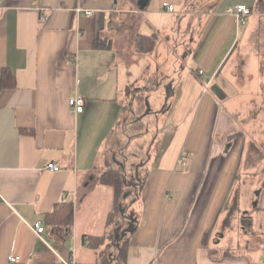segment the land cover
I'll return each mask as SVG.
<instances>
[{
  "label": "crops",
  "instance_id": "crops-1",
  "mask_svg": "<svg viewBox=\"0 0 264 264\" xmlns=\"http://www.w3.org/2000/svg\"><path fill=\"white\" fill-rule=\"evenodd\" d=\"M254 1L242 26L225 13L245 4L252 14ZM234 5L198 17L206 27L190 38L197 50L185 41L173 49L180 66L169 50L195 19L185 0H0V264H121L124 241L125 264L264 262V135H251L248 117L239 122L257 93L248 89L264 100V54L252 82L249 67L237 65L247 57L241 42L250 25L264 19V0ZM151 36L153 47L138 49L137 39ZM169 87L162 106L173 131L150 166L148 152L141 189L125 187L115 215L113 190L100 179L104 149L130 89L145 103ZM75 95L82 112L69 106ZM183 149L185 168L177 164ZM63 206L70 228L47 223ZM125 209L134 219L119 232ZM232 229L236 240H228Z\"/></svg>",
  "mask_w": 264,
  "mask_h": 264
},
{
  "label": "rangeland",
  "instance_id": "rangeland-1",
  "mask_svg": "<svg viewBox=\"0 0 264 264\" xmlns=\"http://www.w3.org/2000/svg\"><path fill=\"white\" fill-rule=\"evenodd\" d=\"M234 2L235 0H185L184 10H186L187 12H191L195 16V19L193 18L191 22H189V29L187 28V26L184 25L181 27L182 32L180 33L178 45H176L175 42L170 43L169 52L170 56L174 57V61L178 60L179 65L182 66L181 61L173 53V49L176 51L180 48L184 49L182 47L184 41L185 44H188L190 46V48L194 47L195 50H197L196 46L191 43L190 38L192 36L197 37L200 30H202L201 33H203L206 27L204 25L205 21L201 22L198 18L199 16L208 12L212 7L216 8L217 5L219 7V10H224L228 5L233 6ZM256 4L257 3H255L254 1L253 12L252 14H250L252 16L256 13ZM261 10H264V5L261 7ZM226 15L229 14L226 13ZM250 15L248 16L251 17ZM247 17L245 20H247ZM242 25L243 24H241V26ZM137 40L138 49H149V39L138 38ZM262 40H264V19L260 17L256 22H254V24L252 23L250 25L247 34L241 42V49L247 53V57L245 55L243 61L237 62V65L239 66L244 64V66L249 67L250 70H246L247 72L245 74L247 75V78L250 82H252L253 80V75L255 72V60L258 57L257 54L259 52L264 54V43L262 44ZM180 41L182 44L180 43ZM191 53H193V51H191ZM190 63L191 66H195V63L191 61ZM262 65L264 68V63ZM237 69L238 74H241L239 68ZM259 74L261 75L262 72L260 71ZM259 74L256 73V77ZM248 90H256L257 93H255V95H250L251 100L253 101L247 103L248 100H246L244 108H249L251 112L247 114L245 113L244 117H239V122L244 123L246 118L248 117L251 121L250 125H252V127L250 128L251 135L257 138L258 135H264V100L262 97H258L257 95L260 89L250 88ZM130 95L132 97V99L130 97V101L132 102L133 100H135L133 101L135 104L133 105V102L126 104L125 116L123 117V119L117 126L115 132L111 135L110 139L107 142V145L103 152V169L104 171L110 168L121 169L125 173L124 178L127 183L126 187L131 189L132 192H135L136 190H138L136 188V185L139 184L144 175V171L139 169L141 163L147 160L149 152V157L152 156L151 160L149 161V166L152 164L153 160L157 158V154L165 148L167 141L169 140V135L173 131V127L170 123L169 114L164 115V111H161L163 108L162 105L165 102V98L167 96L166 89L163 90V97L161 98H156V95H154V93L152 92L150 96L146 99L145 103H143L142 94L138 93L137 91H134V89L129 90V96ZM144 104L146 105V107ZM170 104L171 103L169 102L168 106H170ZM221 106H223L222 108L225 107L224 105ZM148 108L149 111L148 113H146ZM140 115H142L139 120L140 124L135 123ZM165 127H168V129H166ZM257 128L262 129V131L258 132L256 130L254 133L253 130ZM163 130L165 131L162 135L161 133ZM158 133L159 136L157 137L156 135ZM154 141L156 142L153 143ZM259 176L260 174H257V177ZM262 180L263 178L261 176L259 178V181H257L258 187H256L254 191L251 190L252 196L255 197L258 191L262 190ZM250 182H252L250 183V185L255 184L253 183L254 181L251 179ZM131 185L136 186V189L134 187L130 188ZM124 191L126 192L127 190L124 189ZM255 198L257 199V197ZM121 207L126 208L127 204L122 205ZM122 213L123 220L119 221L117 224V231L119 232H121L123 228H126L128 225H130V221L134 219V214L130 213L129 211H126V209ZM115 215H117L116 210ZM117 231L115 230L116 233ZM239 236V233L233 229L227 234L228 240H236L237 238H239Z\"/></svg>",
  "mask_w": 264,
  "mask_h": 264
},
{
  "label": "trees",
  "instance_id": "trees-1",
  "mask_svg": "<svg viewBox=\"0 0 264 264\" xmlns=\"http://www.w3.org/2000/svg\"><path fill=\"white\" fill-rule=\"evenodd\" d=\"M149 43H150L149 44V50H150L154 44V39L152 36L149 37ZM135 123L140 124V121L137 119ZM124 176L125 173L121 169L110 168L108 170L103 171L100 177L101 182L103 184L109 185L113 190L116 211L119 210L120 199L124 197L125 194L124 189L127 186ZM142 185H143V178L141 179L139 184L136 185L138 187V190L141 189ZM45 217L47 223L51 225L61 224L64 227V229H66L69 227L72 215H71V210L68 208V206H63L61 207V209L48 213L47 215H45ZM126 249H127L126 241L122 242L118 246L117 254L121 264H125Z\"/></svg>",
  "mask_w": 264,
  "mask_h": 264
},
{
  "label": "built area",
  "instance_id": "built-area-1",
  "mask_svg": "<svg viewBox=\"0 0 264 264\" xmlns=\"http://www.w3.org/2000/svg\"><path fill=\"white\" fill-rule=\"evenodd\" d=\"M163 7H165L167 10L172 11L174 9L173 5L168 4V3H163L162 4ZM80 11V10H79ZM226 13L234 16L237 23L238 24H244L245 23V19L248 15L251 14V9L245 5V4H237L233 7H228L226 9ZM92 11H85V15H91ZM199 73H202V70H199ZM69 106L71 107V109L74 112H82L83 111V107H84V101L82 96L80 95H75L69 98ZM189 163V159L187 156V151L185 149L181 150L177 159V164L183 168L187 167ZM49 169H53V170H57L58 166L54 163H49L47 166ZM67 201L66 196L63 197V199L61 200L62 203H65ZM33 230L35 231V233L39 236H41V234L44 232V226L43 223L41 221H37L34 223L33 225ZM18 259V257L15 256H11L9 257V260L14 262ZM61 264H76L74 262L73 259H61ZM261 264H264V262H262Z\"/></svg>",
  "mask_w": 264,
  "mask_h": 264
},
{
  "label": "water",
  "instance_id": "water-1",
  "mask_svg": "<svg viewBox=\"0 0 264 264\" xmlns=\"http://www.w3.org/2000/svg\"><path fill=\"white\" fill-rule=\"evenodd\" d=\"M169 86H170V85H169ZM171 94H172V90H171V88L169 87V89L167 90V96H166V98H165V101L168 100V98L170 97ZM163 110H164V107L162 108L161 111H163ZM148 111H149V108H148V110L146 111V113H148Z\"/></svg>",
  "mask_w": 264,
  "mask_h": 264
}]
</instances>
